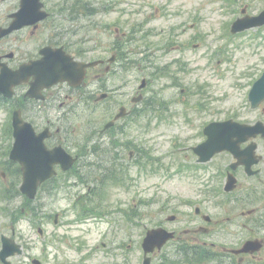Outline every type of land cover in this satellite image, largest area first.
I'll return each mask as SVG.
<instances>
[{
    "label": "rangeland",
    "instance_id": "rangeland-1",
    "mask_svg": "<svg viewBox=\"0 0 264 264\" xmlns=\"http://www.w3.org/2000/svg\"><path fill=\"white\" fill-rule=\"evenodd\" d=\"M73 3L92 10L75 12L77 19L72 20ZM47 5L53 11V18L41 33L34 38L26 37L23 32L16 36L22 38L20 42L26 39L34 43L70 42V51L82 61L101 57L114 43L116 29L120 35L130 37L139 24L147 25L152 31L149 41L162 46L166 40L162 31L175 22L183 21L186 30L184 39L189 45L186 52L189 70L177 77L181 78L187 95L180 97V89H168V80L165 75L159 74L161 79L150 82L144 96L145 99L154 97L162 108L163 101L177 105L180 111L185 110L186 100L190 101L191 106H188L187 117L182 119L176 114L173 124L164 116L161 117L163 122H150L146 114L139 115L138 131L128 132L122 137L128 143L134 139L138 147L145 151L144 156L140 155L139 166L134 172L136 183L131 184L133 172H126L128 184L107 187L104 200L98 202L99 210L84 201V190L70 187V177L65 175L56 178L59 189L55 193L44 190L38 196L33 203L36 207L29 204L27 208L22 199L16 200L13 204L14 219L12 215L10 217L12 224L10 218L0 216V234L11 236L13 226L14 238L23 249L22 255L10 259L11 263L31 264L32 259H37L42 264H142L140 242L145 229L164 222L169 215H175L177 220L173 224H166L168 228L183 230L195 227L189 222L182 226L189 213L193 212V207L184 204L190 200L193 206L202 205L203 212L216 223L210 227L225 231L233 229L229 234L235 232L234 237L241 241L256 235L264 242L263 228L256 226V231H250L241 226L247 224L241 212L257 207V194L252 193L250 200L244 203L240 200L243 185L235 194L240 199L233 204L223 191L228 157L219 155L214 162L215 166L218 165V178L212 180L211 186L204 182L200 185L198 180L190 178L189 171L185 173L182 170L184 148L198 143L200 139H195L194 133L205 123L227 118L250 123L258 116V112L250 111L246 104L247 84L244 77L248 68L254 67L250 64L256 62V58H250L251 53H264V27L234 38L229 37V28L240 17L244 7L247 14L257 15L264 9V0H48ZM104 7L111 10L101 13ZM195 22L198 24L193 26ZM198 43L200 47L194 50L192 45ZM171 53L177 56L175 52ZM148 76L139 73L135 86H139L141 79ZM198 85L208 98L203 108L197 111L193 105L199 96L191 97L190 91H194ZM96 104L86 106L84 114L82 108L75 107L70 122L64 124L79 128L81 132L78 134L84 135L86 125L81 123V118L95 116L96 122L103 119L100 114L102 108L99 103ZM8 111V108L0 107V172L6 171L8 177L11 176L9 181H12L14 172L6 163L9 148ZM169 120L173 119L169 117ZM64 131L70 137V130ZM81 146L86 147V144ZM187 163L191 164L193 160L188 157ZM211 172L208 169V173ZM199 173L208 175L206 171ZM73 175L82 178L77 173H71ZM239 180L243 184L242 177ZM64 182L67 184L62 188ZM136 207L142 212L140 215L137 213L136 217H139L134 223L123 219L131 215ZM19 210L24 211V216L18 213ZM54 214L60 215L56 224L53 222ZM47 215L51 218H46ZM131 217H135L134 214ZM118 221L123 223L119 225ZM37 227L43 229L42 236L37 234ZM228 237V234L221 233L204 236L207 242L217 244H227ZM157 257H154L152 264H155Z\"/></svg>",
    "mask_w": 264,
    "mask_h": 264
},
{
    "label": "flooded vegetation",
    "instance_id": "flooded-vegetation-1",
    "mask_svg": "<svg viewBox=\"0 0 264 264\" xmlns=\"http://www.w3.org/2000/svg\"><path fill=\"white\" fill-rule=\"evenodd\" d=\"M18 5L19 0H7L0 3V27H8L11 22L10 16L18 10ZM45 7L49 16L52 15L53 11L48 6ZM51 18L53 17L49 19ZM49 19L23 28L0 40V73L2 72L3 65H6L7 69L16 70L21 64L39 60L41 58L39 51L43 47L62 48L67 55L76 57L70 51V42L58 44L54 42L34 43L28 39L20 42L22 38L16 36L19 32H23L26 37L30 36L34 38L37 33H41L44 26L48 24ZM197 24L198 22H195L193 26ZM184 26L183 21H179L178 23L175 22L170 25L166 31H162L166 37L162 46L154 45L149 41L152 31L147 28V25L135 28L130 37H126V34L120 35L116 29L114 43L101 57L96 59L98 61L97 65L86 70L84 79L79 87L73 88L70 87V82H62L44 89L39 94L40 99L36 100L26 96L32 80L29 79L26 83H22L13 88V96L10 100L0 95V101L3 102L5 100L10 105L12 112H20L22 120L30 123L36 133L46 131L49 137L44 143L48 149L61 146L70 154L74 160L73 166L70 169V177L72 179L76 175L71 176V173L75 174L78 166L84 165L90 168L91 166H96L98 163L101 164L99 168L100 174L93 175L94 177L100 178V180L92 181L94 184L89 186L90 188L87 190L88 193L86 196V202L90 203L95 210H99L100 206L98 202L104 200V192L107 190V187L113 188L123 183L117 176L127 178L126 172L131 171L133 172L131 175V184L133 183V186L136 183L134 172L137 171L139 157L143 150L138 147L134 139L128 143L124 142L122 137L128 132L138 131L139 115L150 113L153 116L147 115L148 119L156 118L162 121L161 117L154 116L155 113L157 114L156 108L159 106L157 103L154 104L157 100L155 101L154 97L145 99L144 95L147 93L146 89L149 83L161 79L159 74H163L165 75V79L168 80V89H172V91L180 89V95H178L180 97L187 95V89L180 87L181 78L177 77L180 74L183 75L188 66L186 52L189 49V45L186 39H184L186 33ZM9 40L11 42L8 43L7 41ZM192 47L193 49L198 48L199 44L192 45ZM172 51L177 56L172 55ZM155 52H157L156 57H154ZM250 58H256V62L254 65L250 64V66L254 67H249L244 77L245 83L247 84V96L254 82L264 73V53H251ZM252 71H255V73L252 74ZM139 73L149 75L141 79L145 81L144 87L141 90H139L138 86H135L138 82ZM1 86L4 87V85ZM145 91L146 93H144ZM96 103H99L102 108L100 114L102 113L103 119L96 122L95 116H86V119L81 118V123L86 125V130L83 131L84 135L78 134L81 132L79 128L75 126L68 127L64 124L65 122H70L75 107L82 108L84 114L86 113V106L90 104L98 105ZM246 104L248 109L252 111L250 109L249 97L246 99ZM97 107L100 108L99 106ZM184 107L185 110L180 111L175 104L165 106V113L168 116L165 115L164 119L171 124L175 123V115L178 114L181 116L187 110V105ZM121 109H123L124 115L116 119L115 116ZM252 112H258V116L253 122L248 124H254L258 121L264 123V100L259 108ZM169 117L173 120H169ZM185 117L182 116V119ZM8 121L11 128L12 116H9ZM108 123H110L109 127L104 130V126ZM10 128L8 125V147L11 149L13 140L11 139L12 128L11 130ZM64 130H70V137L67 136ZM194 136L195 139H202L203 135L201 133H194ZM254 142L257 146L256 156L258 158L257 164L252 168V171L255 173L249 175L244 167H238L232 172L236 178V187L232 192L227 194L228 201L233 204L236 200L240 199L235 194L243 185V196L240 200H243L244 203L250 200L249 197L252 196V193L253 195L257 194V207L255 209H248L246 212H241L243 220L248 224L241 226L243 229L250 231H256L254 229L256 226L264 229V136H258ZM83 143L86 144V147L81 146ZM249 143L250 141L243 144L242 148H247ZM195 145H189L184 148L185 154L182 155L184 162L182 170L185 173L189 171L190 178L195 181L198 180L200 185L204 182L207 186H211L212 180L218 178V165H214L218 156L214 157L205 165L200 164L198 163V158L192 151ZM90 154L98 159L97 163L90 162ZM221 155L228 157L229 161L225 172H231L228 167L235 160L229 153H223ZM188 157L193 160V163H187ZM246 160L248 161L247 158ZM6 163L10 171L20 176V167L17 163L10 160H6ZM59 168V166L56 167V169ZM208 169H211L213 172L208 173ZM201 171H206L208 175H202L199 173ZM239 177H242L243 184L240 183ZM0 179L3 182L5 181V183L9 180L6 171L0 172ZM105 181L106 183L102 185ZM249 181H254L255 183L251 184ZM73 183L75 186L78 183L83 184L79 180H75ZM95 183L101 185H96ZM124 183L127 185L128 181L124 180ZM99 193L101 194V199L97 196ZM187 205L193 207V212L189 213L188 219L182 222V226L189 222V225L195 227L183 230L180 228L175 230L168 227H165V229L174 235L171 242H174V245H177L181 252L186 250L199 251L198 255L200 257L203 256V260L196 264H264V242L262 238L252 235L246 240L241 241L239 238L236 239L234 237L236 235L235 232H233L234 235L229 234L233 229H227L225 231V229L210 227L216 223L213 222L209 215H205L202 205L198 204V207L193 206L192 201ZM176 220L177 217L175 215H169L165 218L164 222H159L157 224L159 226L157 227L173 224ZM135 221L136 219L133 218L131 223ZM220 233L222 235L228 234L227 244L219 243L218 245L216 243H210L204 238L207 234H210V237H212ZM249 240L260 242V249L252 253H238L237 251ZM167 245V249L171 250V245L169 243ZM191 253L193 254V251ZM157 255L159 253H156L154 256ZM192 263L184 255L182 264ZM160 264L164 263L160 261Z\"/></svg>",
    "mask_w": 264,
    "mask_h": 264
},
{
    "label": "water",
    "instance_id": "water-1",
    "mask_svg": "<svg viewBox=\"0 0 264 264\" xmlns=\"http://www.w3.org/2000/svg\"><path fill=\"white\" fill-rule=\"evenodd\" d=\"M42 4L40 0H20V10L15 14L13 22L10 24L8 29L0 32V37L5 36L15 30L22 28L23 26L34 24L38 21L43 20L47 15L41 11ZM264 25V10L255 17L246 16L238 19L232 25V33L242 32L246 29L253 27H260ZM44 58L38 62H34L28 65L21 66L20 70L16 72L14 77L10 74L5 76L4 69L0 75V80L5 81L12 79L13 84L17 85L24 82L28 77L33 76L35 80L39 82L37 88H31L30 96L37 98V94L41 88H47L57 81H63L65 79V69H70V84L77 85L81 81L84 69L90 64H83L74 62L70 58V66L67 62L63 61L60 57L51 55L45 50H42ZM64 63V64H63ZM63 64V65H62ZM61 72L64 77H56V73ZM51 77L56 79H51ZM261 93L262 98L264 97V76L260 79L252 90V96ZM254 107V103H252ZM15 117L17 114L15 113ZM20 126V121H14V124ZM16 126V125H15ZM16 141L21 140L19 134V128L14 127ZM33 134V133H32ZM204 134L207 139L204 143L194 149L195 153L200 157L201 162L208 161L214 154L222 151H229L233 153L238 163L232 166L235 169L238 165H244L247 170L250 169L252 164L256 163L254 157L255 145H250L245 150H240V144L248 138H253L258 134L264 135V126L261 123H257L254 126H246L234 123L232 121H226L222 123L209 124L204 129ZM41 138V137H39ZM31 144V141L28 142ZM38 146H33L31 150L27 147H23L19 150L17 143L13 149L11 157L16 159L22 165L23 182L20 186V192L27 196L29 199H33L36 195V190L39 184L49 179L53 174V165L60 163V154L54 151H46L42 145L41 140ZM248 159V161L246 160ZM70 166L67 165L63 169H67ZM235 180L232 175L228 176V181L225 185V191H231L234 187ZM172 234L166 233L164 230L158 229L147 233L143 240L142 248L145 255L153 252L154 248H160L166 240H168ZM248 248V244L246 246ZM245 247L244 250H248ZM257 249V248H256ZM252 250H255L252 248ZM21 254L19 245H16L12 239L2 238V249L0 251V260L3 264H10L7 258ZM150 258H144V264H149ZM33 264H40L38 261H33Z\"/></svg>",
    "mask_w": 264,
    "mask_h": 264
},
{
    "label": "trees",
    "instance_id": "trees-1",
    "mask_svg": "<svg viewBox=\"0 0 264 264\" xmlns=\"http://www.w3.org/2000/svg\"><path fill=\"white\" fill-rule=\"evenodd\" d=\"M10 194H11L12 197L15 196V198H16L18 196L17 189L12 188Z\"/></svg>",
    "mask_w": 264,
    "mask_h": 264
}]
</instances>
